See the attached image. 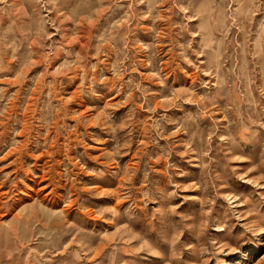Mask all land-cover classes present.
<instances>
[{"label":"rangeland","instance_id":"obj_1","mask_svg":"<svg viewBox=\"0 0 264 264\" xmlns=\"http://www.w3.org/2000/svg\"><path fill=\"white\" fill-rule=\"evenodd\" d=\"M0 264H264V0H0Z\"/></svg>","mask_w":264,"mask_h":264}]
</instances>
